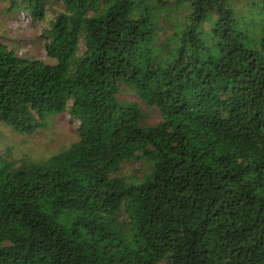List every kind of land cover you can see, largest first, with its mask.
<instances>
[{"label": "trees", "instance_id": "trees-1", "mask_svg": "<svg viewBox=\"0 0 264 264\" xmlns=\"http://www.w3.org/2000/svg\"><path fill=\"white\" fill-rule=\"evenodd\" d=\"M60 1L49 61L0 39V127L80 121L40 161L0 139V264H264V0Z\"/></svg>", "mask_w": 264, "mask_h": 264}, {"label": "rangeland", "instance_id": "rangeland-1", "mask_svg": "<svg viewBox=\"0 0 264 264\" xmlns=\"http://www.w3.org/2000/svg\"><path fill=\"white\" fill-rule=\"evenodd\" d=\"M11 5L12 0H0V39L10 48L15 49L19 55L49 61L45 47V33L51 20L63 10L62 2L49 0L44 19H37L22 8L11 10ZM185 11V9L182 10L183 13L180 11L179 17H183ZM164 36L162 33L161 38ZM119 97L128 101H139V98L131 91L121 92ZM141 106L148 123L153 124L161 119L157 109H150L145 103H141ZM79 126L80 121L73 118L68 110L51 117L46 126L41 127L31 136L18 134L10 127L1 125V146L3 150L7 147V152H10L12 157L40 161L77 141ZM141 167V163L126 164L122 172L126 175L131 174ZM160 264H166V262L163 261Z\"/></svg>", "mask_w": 264, "mask_h": 264}]
</instances>
